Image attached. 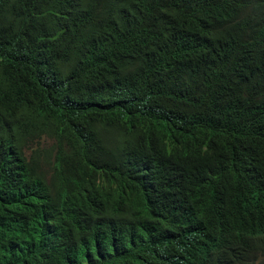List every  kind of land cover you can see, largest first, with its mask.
Instances as JSON below:
<instances>
[{
	"label": "clouds",
	"instance_id": "9594fccd",
	"mask_svg": "<svg viewBox=\"0 0 264 264\" xmlns=\"http://www.w3.org/2000/svg\"><path fill=\"white\" fill-rule=\"evenodd\" d=\"M19 1L27 5L30 21L45 24L57 33L60 52L69 47L64 45L65 40L73 43L72 50L82 57L100 62L117 60L130 66L148 62L162 73L164 66L158 64L145 35L127 31L131 33L124 36L114 56L106 53L103 58L92 41L80 36L82 25L89 26L69 18L73 0H62L60 12L37 17L29 12L28 1ZM132 1L148 10L150 24L157 30L166 28L168 9L192 11L196 17L191 35L174 43L170 50L191 52L194 43L205 38L206 42L229 49L206 54L203 68L231 70L234 66L227 64L231 59L242 64L236 51L248 40H260L264 57V9L256 5L258 0ZM198 1L204 5L202 11ZM163 59L165 63L170 60ZM111 70L120 76L128 74L113 67ZM56 72L55 95L75 97L79 88L81 109H95L97 114L84 116L78 111L58 130L36 134L34 145L44 158L32 165H17V159L26 151L11 139L16 130L0 129V264H93L103 247L117 243L123 246L124 264H264V198L253 199L251 209L237 198L249 179L264 181V128L248 123L226 134L210 135L199 117L192 121L207 134L209 147L219 151L215 161L208 159L210 179L206 184L210 194L217 197L224 191L236 200L208 224L184 225L180 211L188 198L180 188L169 184L162 165L143 175L137 187H126L122 185L123 161L116 150L119 144L108 145L96 136L87 146L83 142L98 115L115 108L121 110L124 121L133 122L134 137L149 142L153 140L149 134L162 133L169 127L184 130L191 121L181 117L187 115L160 105L143 108L132 97L134 87L144 82H139V77L126 76L123 82H128L127 86H116L114 93L106 94L103 83L107 79L103 81L101 75L79 74L70 69ZM36 76L31 64L21 56L11 55L4 67L0 65V119L12 108L11 102L30 95L34 84L50 95L47 81H34ZM129 192L149 196L162 208L161 225L134 230V224H142L132 221ZM242 213L258 223L246 235L236 226ZM139 237L143 243L137 245Z\"/></svg>",
	"mask_w": 264,
	"mask_h": 264
},
{
	"label": "trees",
	"instance_id": "16d2710c",
	"mask_svg": "<svg viewBox=\"0 0 264 264\" xmlns=\"http://www.w3.org/2000/svg\"><path fill=\"white\" fill-rule=\"evenodd\" d=\"M28 1V10L34 17L44 13H57L62 10V0H24ZM256 5L264 9V0ZM199 11L204 9L197 2ZM27 5L19 0H0V65H6L9 56H21L31 64L38 76L34 81L48 83L50 95L40 85L29 89L30 95L22 101L11 102L12 107L0 119V129L16 134L11 139L24 147L26 154L17 159V165H32L44 158L39 147L35 146L36 134L56 131L74 118L79 111L84 116H95V109H81L79 98L82 92L78 88L75 97L61 98L55 95V76L60 69H70L79 74L102 76L106 94L114 93L116 86H127L123 82L126 76L139 77L142 84L134 87L132 97L147 108L160 105L187 115L184 120L191 121L183 130L169 127L162 133H152L147 140L136 139L131 132L132 121H124L119 108L109 112L99 109L95 123L83 145L95 140V136L108 145L119 144L117 152L122 158V185L137 187L154 168L166 169L169 184L180 188L188 198L181 209L180 217L184 225L208 224L215 214L224 212L233 206L236 198L221 191L217 197L210 194L206 182L210 179L207 169L208 159L215 161L219 151L210 148L208 136L196 122L199 117L210 135L226 134L250 123L256 128H264V57L260 51V40H248L236 51L238 61L231 59L227 64L231 70L206 69L201 66L203 57L219 50L228 51L226 45L197 40L193 50L177 53L170 50L174 43L191 35V26L196 15L189 10L171 8L165 12L166 28L157 30L150 24L148 10L132 0H73L68 16L72 20L86 23L82 25L85 36L92 41L95 50L104 55L114 56L124 36L132 32L145 35L154 51L158 64L164 66L162 73L148 62L133 66L121 64L117 60L102 61L82 57L72 50L73 43L63 41L69 46L62 52L56 32L45 24L30 21L26 12ZM43 9V10H42ZM103 42L98 43L101 37ZM45 39V40H38ZM163 57L170 60L165 63ZM102 63V64H101ZM239 66V67H235ZM128 72L120 76L111 69ZM220 71V72H219ZM206 115L202 116L203 114ZM190 118V119H189ZM195 122V121H194ZM163 124H166L164 121ZM20 128H23L20 132ZM92 132V134H91ZM87 146V145H86ZM230 153V151H226ZM244 192L237 196L242 205L251 209V202L257 197L264 198V181L249 179ZM116 190L110 191L109 196ZM133 202L131 216L135 231L161 225L162 208L149 196L134 192L128 194ZM238 231L249 233L258 223L244 213L236 219ZM141 233H145L141 232ZM135 243H143L139 237ZM93 264H124L123 246L119 243L103 247Z\"/></svg>",
	"mask_w": 264,
	"mask_h": 264
}]
</instances>
